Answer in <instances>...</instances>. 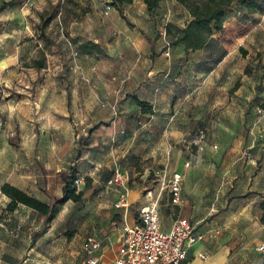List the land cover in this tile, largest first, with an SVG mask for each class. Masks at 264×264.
Wrapping results in <instances>:
<instances>
[{
    "label": "rangeland",
    "instance_id": "374dc122",
    "mask_svg": "<svg viewBox=\"0 0 264 264\" xmlns=\"http://www.w3.org/2000/svg\"><path fill=\"white\" fill-rule=\"evenodd\" d=\"M256 1L260 8L245 9L238 24L227 23L220 37L210 40L197 58L201 65L192 67L203 72L214 69L223 56V44L231 49L241 44L248 62L243 77L257 82V93L247 111L248 133L257 122L264 125V117L259 115L262 112L264 116V0ZM235 9L238 5L229 12ZM121 10L123 15L113 0H0V264L6 262L5 242L13 238L17 226L14 218L7 221L11 212V199L3 192L7 183L53 203L62 198L63 176L72 166L77 167L82 200L60 205L49 225L46 217L35 211V224H40L35 246H39V264H82L86 237L98 236L106 246L122 228L120 213L124 210L119 213L114 207L121 189L119 174L129 194L139 192L132 208L136 214L146 202V191L159 187L153 170L165 169L168 175L175 171L174 152L194 160L203 154L204 160L215 162L218 172L227 171L230 160H249L252 147L239 138L244 134L236 132L239 118L222 107L228 105L224 98L233 79L227 71L212 76L213 87L205 85L207 75L177 77L190 55L184 44H173L175 38L167 33V27L173 32L186 27L191 18L187 8L177 0H163L149 12L143 0H133ZM96 38L100 51L80 49V42ZM155 55H161L157 64L163 61L162 56L178 64L169 71L170 77L158 78L153 84L150 91L156 107L155 113L149 114L143 113L134 99L144 96L145 83L141 80L132 85L139 80L133 65L140 60L148 70ZM38 59L43 67L35 66ZM227 64L238 67V60L232 57ZM250 91L253 93L251 86ZM184 98L177 114L179 99ZM190 125L177 147H162L171 131ZM142 130L147 132L140 133ZM115 132L117 137L111 138ZM257 132L254 134L263 141ZM191 137L198 142L188 143ZM164 155L171 156V163L159 164ZM49 174L55 176L52 184ZM219 178L209 182L215 193L226 185ZM163 195L160 214L169 217L174 210L178 214L177 204ZM231 198V194L217 197V210ZM252 205L251 215L256 218L259 204L255 201ZM183 211L189 214L190 207ZM263 256L248 251L246 259L240 254L234 264H259Z\"/></svg>",
    "mask_w": 264,
    "mask_h": 264
},
{
    "label": "crops",
    "instance_id": "0c3cea01",
    "mask_svg": "<svg viewBox=\"0 0 264 264\" xmlns=\"http://www.w3.org/2000/svg\"><path fill=\"white\" fill-rule=\"evenodd\" d=\"M234 5H238L239 9H235L230 13L229 10L234 9ZM245 9L248 10L247 7L235 1L227 9L223 31L227 23L238 24L239 17L242 12H245ZM191 19L192 17L190 20ZM220 33H222V31L215 33L212 38L217 39L220 37ZM94 40L99 44L98 38ZM205 48L206 46L194 51L188 50L190 59L187 61L186 65L182 64L179 67L183 69V71H181L179 75L177 74V77L179 76L181 79H185L190 75L192 78L196 76L204 77L207 75V83L205 85L207 87H213L214 84L210 85L212 76H219L222 71H227L233 79L231 84L227 86L228 89L224 98V102H228V105L225 104L222 107L227 111V114L233 118H239L236 132L241 135L244 134V137L239 135V138L241 140L244 139V141L248 140V144L252 147V153L249 160H230L227 171L224 169L218 172L214 167L215 162L213 160H204L203 154H199L194 160L193 158L187 159V157L180 156L179 151L174 152L172 155V158H174L172 162L173 169L182 172L183 175L181 190L183 202L177 203L173 200L172 194L169 192L163 193L168 196V199H172L173 205L177 204L179 213L176 214V210H174L169 217H164L161 214L160 216L162 225L165 229L170 228L173 220L178 216H186L203 234V239L188 249L187 257L181 264H234V260H239L240 254L246 259L248 251H259L257 249L258 246L264 243V223L261 221L262 209L260 207V203L264 199V125L262 124L260 127L257 122L255 129L250 130L249 133L245 126L247 124L246 118L248 116L247 111L249 109V102H251L252 97L257 93L255 89L257 82L252 83L250 80H247L246 77H243L248 62L241 53V51H244L241 44L234 47V49L228 48L223 44V56L216 63L218 67L210 69L207 72H203L202 70L197 71L192 67L194 65H201L202 62H199L197 58L201 56ZM170 52L171 50L166 51L163 55H168ZM160 56L161 55H155V63L152 66L150 65L151 67L149 66L148 70H145L147 64L142 61L140 62V60L135 61L133 65L134 71L139 75V80H134L132 85L136 84L137 81L143 80L145 84H143L142 88L145 94L143 97H138L148 101L153 107H156L155 97L150 91L153 84L157 82L158 78L170 77L171 70L177 68L178 64L176 62L166 61L165 56H162L163 61L157 64L156 60ZM232 57L238 60V67H236V65L229 66L227 64L229 61L231 62ZM141 74H143V76H140ZM129 77L130 76L124 79V81L128 80ZM238 81L240 82L239 88L235 92L229 94L228 91H230ZM250 86L253 88V93L250 91ZM169 103L171 106V100ZM184 103L185 98L179 99L177 114L179 113L178 108L179 110L182 109ZM198 103L202 102L199 101ZM257 109L259 108L257 107ZM90 111L88 110V115L91 113ZM88 115H85V117L88 118ZM259 115L261 118L264 117L262 112H260ZM221 125L230 133H235L234 129L226 127L224 124ZM190 127L191 125L182 131H171L170 134H172V136L166 139V141H163L162 147H177L182 136L187 130H190ZM257 131H259V135L263 137V141L258 139V134H254V132L258 133ZM142 132H147V130L140 131V133ZM113 135L116 136L117 133H113L111 138L114 137ZM187 142H198V140L191 137ZM187 153L189 152L187 151ZM159 161V164L171 163V156L164 155ZM216 161L220 162L221 160ZM54 177V174H49L51 184L54 182ZM218 177L226 184L220 189V193L218 192L219 194L215 193V188L209 183L212 180L218 179ZM233 181H235V184H233ZM154 193H157V189ZM227 194L232 195L231 200L229 202L226 200L221 203V206L224 208L217 210L215 203L217 197L221 196L223 198ZM117 196L118 190L115 200ZM138 197L139 192L137 190L129 194L131 205L127 220L131 223L135 221V213L132 211V208L135 206ZM145 197L146 202L142 203L137 210L148 204L149 200L146 194ZM162 200H164V195L161 196V201ZM255 201L259 204L256 218L251 215L252 204ZM184 207H190L189 214H183ZM116 210L119 213L121 212V210ZM9 214L10 216H8L9 219H7V221L14 218V224L17 226L14 229L16 234L13 238L9 239L7 243L5 242V246H7V250L4 252V257L6 259L5 264H39L36 262V259L40 255V251L39 246H35V231L40 229V224H35V210L23 204H19L16 209ZM120 214L122 218L121 224L123 226V213ZM122 235L123 231L122 228H120L119 233L110 237L106 246L104 243L102 244V258L99 264H114L119 247L122 243ZM45 251L51 252L52 250L46 248ZM259 264H264V256Z\"/></svg>",
    "mask_w": 264,
    "mask_h": 264
},
{
    "label": "built area",
    "instance_id": "2783aa9c",
    "mask_svg": "<svg viewBox=\"0 0 264 264\" xmlns=\"http://www.w3.org/2000/svg\"><path fill=\"white\" fill-rule=\"evenodd\" d=\"M113 109H116L115 105ZM153 175L159 186L157 193H154V188L147 190L149 202L138 210L132 223L127 220L131 205L129 188L122 182V176L118 175L121 189L118 190L114 207L124 210V213L122 243L114 264H181L187 257L188 249L203 239V234L186 216L175 218L168 229L161 222L159 204L164 192L172 194L175 202H183L182 172L173 171L168 175L165 169L158 168L153 170ZM102 244V240L95 235L86 237L82 244V264H99ZM257 249L264 254V243Z\"/></svg>",
    "mask_w": 264,
    "mask_h": 264
},
{
    "label": "trees",
    "instance_id": "16d2710c",
    "mask_svg": "<svg viewBox=\"0 0 264 264\" xmlns=\"http://www.w3.org/2000/svg\"><path fill=\"white\" fill-rule=\"evenodd\" d=\"M163 0H143L149 12H153L161 6ZM190 12L192 19L184 28H176L172 31L170 26L167 27V33L174 36L173 44H184L186 50L202 49L208 45L215 33L223 31L224 18L227 9L235 2L247 7L248 10L254 11L260 8L256 0H177ZM133 0H113L114 7L123 15L121 6L124 3H132ZM80 49L86 53L100 51V45L93 40H87L79 44ZM35 66L43 67V61L35 60ZM240 86L238 81L230 92H235ZM136 104L141 108L143 113L154 114V107L138 96H134ZM77 167H71L70 173L63 176L64 185L61 200L47 203L35 196L28 194L20 188L5 184L3 192L11 199L8 204V210L14 211L19 204H23L36 212L46 216L45 223L49 225L58 215L59 206L68 201L79 202L82 200L83 191L78 189L77 185ZM262 209L261 221L264 223V199L260 203Z\"/></svg>",
    "mask_w": 264,
    "mask_h": 264
}]
</instances>
